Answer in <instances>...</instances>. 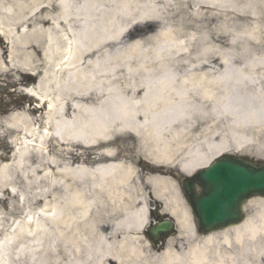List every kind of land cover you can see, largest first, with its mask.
I'll return each instance as SVG.
<instances>
[{"label": "bare ground", "instance_id": "bare-ground-1", "mask_svg": "<svg viewBox=\"0 0 264 264\" xmlns=\"http://www.w3.org/2000/svg\"><path fill=\"white\" fill-rule=\"evenodd\" d=\"M212 2L0 0V90L45 73L0 118V264H264V196L202 234L176 179L264 157V71L240 73L264 70V43L226 46ZM241 2L237 20L264 11L222 3ZM154 204L178 229L163 248Z\"/></svg>", "mask_w": 264, "mask_h": 264}, {"label": "water", "instance_id": "water-1", "mask_svg": "<svg viewBox=\"0 0 264 264\" xmlns=\"http://www.w3.org/2000/svg\"><path fill=\"white\" fill-rule=\"evenodd\" d=\"M182 183L199 231L207 234L241 222L244 203L253 196H264V160L226 153L194 175L185 176ZM171 233L176 231L169 218L161 219L147 231L155 242Z\"/></svg>", "mask_w": 264, "mask_h": 264}, {"label": "rangeland", "instance_id": "rangeland-1", "mask_svg": "<svg viewBox=\"0 0 264 264\" xmlns=\"http://www.w3.org/2000/svg\"><path fill=\"white\" fill-rule=\"evenodd\" d=\"M212 31H218V34H228V37H226V42L228 43L226 46H228L229 48H231L233 50V48H240L243 45H247L250 48H254V45L257 43H264V11H260L257 13L254 12L255 14H253L254 16L257 17V19H252L250 21H242V20H237L236 14L240 15V14H244L243 12H250V11H254L255 8L254 7H250V5H245L243 2L241 3H237L235 5H230L229 3H222L223 0H212ZM260 10V9H259ZM234 11V12H233ZM136 26V25H135ZM133 27V31L132 32H137V26ZM151 32V31H149ZM197 34L202 35L203 33H205V31H200V30H196L195 31ZM133 40V38L131 39ZM225 46V47H226ZM199 47L196 46V49H198ZM256 53H257V49H256ZM219 55H221L219 53ZM240 68V67H239ZM237 69V68H236ZM222 69L219 70H212V74L214 76H218L219 74L222 73L221 71ZM261 71H264L262 69H258L256 71H249V70H240L241 75H244L246 77H248L250 79L249 82L247 83H260L261 80H263L261 77ZM23 73V72H22ZM27 74H30L29 72H24ZM44 71L41 70L38 74H32L30 75L32 78L31 80H29L28 82H23V87L24 89L27 88L28 86H33L35 85V83H38L39 81L43 80L44 77ZM218 81V83H224V80H216ZM33 84H32V83ZM228 81H226L225 83H227ZM0 83H11V81L9 79H7V81H4L3 78H0ZM14 89V93L15 92V88ZM20 94L23 95L24 97L21 98L20 100L23 101L24 104H30V99L32 98L31 96H28L24 90L20 91ZM35 104H39L37 102V100L33 101ZM262 140H264V135L262 136ZM5 147H1L0 148V153H5L4 151ZM234 153V151H231ZM242 154V153H240ZM245 154V153H243ZM245 155H249V154H245ZM251 157H255L253 155H249ZM258 160H263L264 157H255ZM177 173L179 175H181V172L177 171ZM177 182H179V184L181 185V181L178 178ZM181 191L183 193L184 196V192L181 188ZM185 200V197H184ZM186 202V200H185ZM186 205L189 209V206L186 202ZM153 206V213H152V220L153 218L155 219L157 216V208H156V204L152 205ZM190 210V209H189ZM191 212V211H190ZM166 213H162L163 216H165ZM192 214V213H191ZM157 221H155L156 223ZM149 226V225H148ZM177 229V227H176ZM178 234V232H177ZM176 234V235H177ZM174 236V235H173Z\"/></svg>", "mask_w": 264, "mask_h": 264}, {"label": "flooded vegetation", "instance_id": "flooded-vegetation-1", "mask_svg": "<svg viewBox=\"0 0 264 264\" xmlns=\"http://www.w3.org/2000/svg\"><path fill=\"white\" fill-rule=\"evenodd\" d=\"M7 84V83H5ZM9 90H13L12 86L8 88ZM0 116L5 115L8 111H6V106H13L17 103L18 101V95L14 93V91L8 93L5 92L4 90H0ZM21 98V97H20ZM7 102V103H6ZM5 109V110H4Z\"/></svg>", "mask_w": 264, "mask_h": 264}]
</instances>
